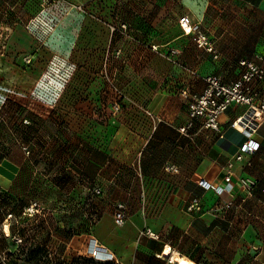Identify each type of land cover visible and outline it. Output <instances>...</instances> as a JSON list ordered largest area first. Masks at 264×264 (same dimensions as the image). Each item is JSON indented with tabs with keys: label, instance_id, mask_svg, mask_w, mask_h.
Listing matches in <instances>:
<instances>
[{
	"label": "crops",
	"instance_id": "crops-1",
	"mask_svg": "<svg viewBox=\"0 0 264 264\" xmlns=\"http://www.w3.org/2000/svg\"><path fill=\"white\" fill-rule=\"evenodd\" d=\"M5 28L1 114L29 113L25 128L38 132L39 142L48 139L50 158L83 162L110 204L68 239L71 254L90 259L96 249L121 264L146 257L172 264L159 255L169 244L197 264H264V123L256 151L236 160L244 136L231 122L246 106L230 104L218 131L199 117L189 125L187 108L205 75L235 79L240 58L264 53V0H0V32ZM198 32L218 57L197 43ZM53 56L74 67L54 104L31 92ZM120 92V110L111 116ZM96 113L110 117L101 122ZM199 179L231 188L219 195ZM241 179L252 182L250 191ZM194 194L203 196L206 212L185 210ZM118 202L125 204L122 224L114 218ZM146 227L159 238L141 234Z\"/></svg>",
	"mask_w": 264,
	"mask_h": 264
},
{
	"label": "rangeland",
	"instance_id": "rangeland-1",
	"mask_svg": "<svg viewBox=\"0 0 264 264\" xmlns=\"http://www.w3.org/2000/svg\"><path fill=\"white\" fill-rule=\"evenodd\" d=\"M47 76L34 82L32 93ZM27 118L29 113L14 108L8 115L0 112V264H121L71 254L68 239L88 230L110 204L99 182L86 178L83 162L50 158L48 139L39 142L38 132L25 128L31 127ZM3 163L9 164L8 174ZM147 260L138 263L161 264V258Z\"/></svg>",
	"mask_w": 264,
	"mask_h": 264
},
{
	"label": "built area",
	"instance_id": "built-area-1",
	"mask_svg": "<svg viewBox=\"0 0 264 264\" xmlns=\"http://www.w3.org/2000/svg\"><path fill=\"white\" fill-rule=\"evenodd\" d=\"M78 8L81 9L82 7L78 5ZM181 20L183 30L190 33L193 27L189 24V18L182 17ZM196 28L197 25L194 26V29ZM8 36L9 33L7 28L1 30L0 51L6 48ZM195 39L199 45L203 46L208 51L214 52L215 58L218 57V52L214 49L213 41L209 40L206 34L198 32ZM238 63L242 66V70L235 79L225 81L221 77L215 75H205L206 86L200 93L193 94L187 105L190 117L189 125H192L193 118L199 117L202 119L205 127H211L217 131L220 129L219 118L221 114L228 109L230 104L237 102L246 106L245 110L237 115L231 122V126L239 130L244 136V141L239 146V151L234 156L236 160L243 158L245 154H251L256 151L258 140H256L255 134L264 123V53L257 52L249 56V58H240ZM49 65L47 74L49 76L41 81L42 87L40 89L36 88L34 94L38 99L54 104L69 83L74 72V67L68 63L66 59L55 56L49 60ZM121 98H123V94L120 92L111 101V116L119 112ZM95 117L102 122H107L110 115L96 113ZM180 130L182 132L186 131V127H181ZM23 148L29 152L26 145H24ZM226 165L228 171L224 176V180L230 183V167L232 165L230 161H228ZM198 181V184L202 186L204 190L212 188L219 195L227 193L231 188L226 185H216L209 180L199 179ZM241 182L248 191L251 190V181L241 179ZM229 205L230 201H227L225 206ZM124 207L125 204L123 202H118L116 204L114 218L115 222L118 224L124 223L127 218ZM184 208L192 214H202L207 211L201 194L190 196V198L186 200ZM211 209L215 210L216 208L211 207ZM141 234H145L153 239L159 238L158 233L149 227L144 228ZM97 251L101 252L100 250ZM92 256L100 261L113 260V257L104 256V258H97L95 252H92Z\"/></svg>",
	"mask_w": 264,
	"mask_h": 264
},
{
	"label": "bare ground",
	"instance_id": "bare-ground-1",
	"mask_svg": "<svg viewBox=\"0 0 264 264\" xmlns=\"http://www.w3.org/2000/svg\"><path fill=\"white\" fill-rule=\"evenodd\" d=\"M188 27V26H187ZM1 170L3 173H9V164L3 163L1 165ZM5 230L8 231V227H5ZM97 255V258H104V255L101 252H98L96 249L93 250V253ZM160 256H163L164 258H168L169 261L175 262L176 264H197L194 261L190 260L189 258L185 257L184 255L178 254L177 251H172L171 246L169 244H166V246L163 248L162 253L159 254Z\"/></svg>",
	"mask_w": 264,
	"mask_h": 264
},
{
	"label": "trees",
	"instance_id": "trees-1",
	"mask_svg": "<svg viewBox=\"0 0 264 264\" xmlns=\"http://www.w3.org/2000/svg\"><path fill=\"white\" fill-rule=\"evenodd\" d=\"M120 105H121V101H120ZM102 122V121H101Z\"/></svg>",
	"mask_w": 264,
	"mask_h": 264
}]
</instances>
